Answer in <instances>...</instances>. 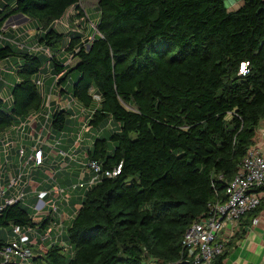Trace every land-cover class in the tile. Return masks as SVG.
Listing matches in <instances>:
<instances>
[{
	"label": "trees",
	"instance_id": "1",
	"mask_svg": "<svg viewBox=\"0 0 264 264\" xmlns=\"http://www.w3.org/2000/svg\"><path fill=\"white\" fill-rule=\"evenodd\" d=\"M0 1V28L22 13L36 24L34 33H24L38 41L17 43L8 29L2 32L0 62L8 71L0 70V89L10 88L11 102L0 95V134L30 116L42 130L46 100L39 86L52 93L57 75L60 98L67 93L73 102L57 103L53 113L50 102L43 135L55 150L66 151L69 141L66 152L76 157L44 147L36 178L52 173L55 185L67 188L82 162L94 160L102 169L122 163L118 175L81 188L77 197L66 191L68 204L59 212L77 206L62 224L67 241L42 248L34 261L192 264L183 258L184 231L226 199L264 119V0H239L236 9L225 0H97L93 31L81 0ZM60 21L68 29L57 30ZM98 131L103 134L92 140ZM258 207L246 213L232 241ZM57 221L36 218L21 201L6 205L0 248L7 242L3 230L14 224L43 229ZM226 253L213 264H222Z\"/></svg>",
	"mask_w": 264,
	"mask_h": 264
},
{
	"label": "built area",
	"instance_id": "2",
	"mask_svg": "<svg viewBox=\"0 0 264 264\" xmlns=\"http://www.w3.org/2000/svg\"><path fill=\"white\" fill-rule=\"evenodd\" d=\"M6 28L7 24L4 23L0 28V38ZM245 66V63L241 64L242 72ZM56 79L57 75L50 85V90L55 89ZM36 83L39 84L40 81L37 80ZM50 102L51 96L48 95L45 103L48 105V112L42 113L45 121L41 131L36 129L39 123L38 118L30 116L19 125L11 127L9 133L0 134V212L6 205L22 201L26 195L27 186L36 182L37 185L32 186V197H36V201L33 203L30 202L31 198L29 199L35 210V217L55 215L58 221L52 222L43 229L37 226L12 225V238L0 248V264H38L34 261V257L42 248L33 250L29 233H38L43 241H57L62 231L63 221L68 217L65 211L59 212L60 205L68 204L66 191L72 194L77 189L86 188L103 177L116 176L122 168L120 162L110 169H102L98 162L89 160L82 162V170L71 186L65 188L54 185L51 189L38 187L46 181H54L52 173L48 177H43L41 181L36 178L35 172L45 158L44 147H49V153L53 155L60 154L71 159L76 157L75 154L55 150V145L49 144L43 135L50 115ZM64 106H69V102L64 103ZM262 185H264V151L252 144L226 187V199L209 205L206 213L198 216L197 220L184 231L182 245L185 261L190 260L192 264H213L214 258L224 251L233 236L240 230L239 224L242 218L247 212L255 210L260 205L261 197L255 188ZM57 202L61 204L57 206ZM256 222L257 219L252 218L251 224Z\"/></svg>",
	"mask_w": 264,
	"mask_h": 264
},
{
	"label": "crops",
	"instance_id": "3",
	"mask_svg": "<svg viewBox=\"0 0 264 264\" xmlns=\"http://www.w3.org/2000/svg\"><path fill=\"white\" fill-rule=\"evenodd\" d=\"M7 1L12 3L11 0ZM237 1L239 2V0ZM32 24L33 23H30L28 18L18 17L10 21L7 24L6 29L9 28V37H15V33H18L19 41L32 45L35 43L32 41L33 37H29L27 33H24L26 31L24 30L26 25L31 28ZM64 144L65 150L71 152L68 150L69 141H65ZM253 145L259 150L264 151V119L260 121L256 128L255 136L253 138ZM72 172H70V179L71 181H76L77 179H74L77 175L76 169H73ZM79 193L80 189H77L74 193H72V196L77 197ZM258 194L261 197V203L258 209L254 212L253 216L245 220L244 226L247 228V232H244L239 240H231V244L225 248L227 253L222 261V264H264V189L260 190ZM252 218L257 219L255 224H251ZM58 240H60V237ZM58 240L57 242H59ZM47 241V247L48 245L56 242L55 240Z\"/></svg>",
	"mask_w": 264,
	"mask_h": 264
},
{
	"label": "rangeland",
	"instance_id": "4",
	"mask_svg": "<svg viewBox=\"0 0 264 264\" xmlns=\"http://www.w3.org/2000/svg\"><path fill=\"white\" fill-rule=\"evenodd\" d=\"M11 2L14 3L15 0H11ZM237 2H238L237 0H225V6L229 9H236L239 6ZM80 4L85 9L86 15L90 17V21H85V24L90 29H92V31H93L95 28V25L97 23L98 13H99L97 10V0H81ZM34 23L32 24L31 28L26 25V28L24 30H27L28 32L33 31V33H34V31L36 30V24H34ZM64 23H63V21L57 22L56 23L57 30L62 31V30L68 29ZM17 37H18V33L17 34L15 33V38H17ZM35 40L36 39L34 38L32 41H34L38 44V41L37 40L35 41ZM16 41H17V43L19 42V40H16ZM40 54H42V53H40ZM63 57H66V54L60 55L61 59ZM67 58H69V57H66V60H65L66 62H67ZM5 64L6 63L0 62V70L2 69L4 74H5V72L8 71L6 68L3 67ZM70 75L71 76L68 77V79L64 83V87H66L68 90L71 89L72 79L75 77L74 73H71ZM48 76L49 75H47V79H48ZM7 78H8V81H7ZM44 78L45 77H43V80L46 81L47 79L46 78L44 79ZM5 80H6V83L7 82L9 83L10 78L5 77ZM44 89H46V90H44ZM39 90H40L41 95L43 97H45L46 101L48 99V95L51 96V113H53V111L55 110L57 103L64 105V103H67L68 100L72 101V97L70 94L63 93V99H61L59 92L55 89H54V92H52V93L49 92L48 86H46V87L45 86H39ZM0 95H1V98L5 99L7 101V104H9L11 102V92H10L9 87L5 86V87L1 88L0 89ZM46 101H45V103H46ZM45 108H46V112H48V105L47 104L45 105ZM108 129H109V125H107L104 128L105 133ZM102 132L103 131H98L97 133H94V135L92 136V140L95 136L102 135L103 134ZM92 140H90V141L92 142ZM36 185H37L36 182H32L27 186L26 195L23 198V200L21 201L26 207H28L32 211V213H35V210L32 208V204L30 202L34 203L36 201V197L35 198L32 197L33 196L32 186H36ZM54 185H55L54 181L50 180V181H46L42 186H38V187H40V188H47L48 187L49 189H51ZM29 199H30V202H29ZM60 204H61L60 202H57V206H59ZM76 208H77L76 205H75V207H70V206L65 207L66 211L64 213L65 214H68V213L73 214L74 209H76ZM62 231H63V235H61L60 240H58L60 244H64L67 241L65 229H62ZM3 233L5 234L7 240L11 239L12 238L11 226L9 229H4ZM29 234L31 237V246H32L33 250H37L38 248H46L47 247L48 241L41 240L38 233L31 232Z\"/></svg>",
	"mask_w": 264,
	"mask_h": 264
},
{
	"label": "water",
	"instance_id": "5",
	"mask_svg": "<svg viewBox=\"0 0 264 264\" xmlns=\"http://www.w3.org/2000/svg\"><path fill=\"white\" fill-rule=\"evenodd\" d=\"M18 17H25L22 13H16V14H12L11 16H9L6 20L5 23L8 24L10 21H12L15 18Z\"/></svg>",
	"mask_w": 264,
	"mask_h": 264
},
{
	"label": "snow or ice",
	"instance_id": "6",
	"mask_svg": "<svg viewBox=\"0 0 264 264\" xmlns=\"http://www.w3.org/2000/svg\"><path fill=\"white\" fill-rule=\"evenodd\" d=\"M243 70V69H242Z\"/></svg>",
	"mask_w": 264,
	"mask_h": 264
}]
</instances>
